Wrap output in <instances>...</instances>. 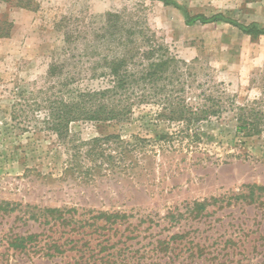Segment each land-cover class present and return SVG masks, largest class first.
Listing matches in <instances>:
<instances>
[{"label":"rangeland","instance_id":"rangeland-1","mask_svg":"<svg viewBox=\"0 0 264 264\" xmlns=\"http://www.w3.org/2000/svg\"><path fill=\"white\" fill-rule=\"evenodd\" d=\"M0 25V127L18 87L43 86L65 50L96 61L124 27L138 47L193 64L198 83L264 106V35L242 30H264V0H0ZM135 120L0 141V264H264V134L242 140L230 115L187 152L157 143L173 128Z\"/></svg>","mask_w":264,"mask_h":264},{"label":"trees","instance_id":"trees-1","mask_svg":"<svg viewBox=\"0 0 264 264\" xmlns=\"http://www.w3.org/2000/svg\"><path fill=\"white\" fill-rule=\"evenodd\" d=\"M22 4L19 1L18 5ZM116 18L110 15L111 21ZM187 18L189 22L202 24L223 20L220 16ZM113 23L110 30L115 31L118 23ZM122 30L119 31L122 34L119 47L109 49L105 55L96 52V61L89 59L88 51L76 57L65 50L63 58L50 65L43 86L38 87L35 82L18 87L13 92L11 124L0 127V141L18 139V134L22 133L52 135L66 141L76 125H127L136 121L137 113L152 127L164 124L167 129L173 128L171 133L162 132L156 137L157 143H165L172 150L194 152L195 147L199 150V145L209 138L207 130L230 115L237 137L242 140L262 137V103L253 101L240 105L223 84L213 80L198 83L193 64L171 56L164 47H138L133 30L126 27ZM242 30L254 36L264 35V30L257 27H242ZM9 32L0 25V38L9 37ZM100 48L96 47L95 51L100 52ZM111 139L119 137L110 135L100 140ZM206 160H209L207 156L200 161ZM258 190L264 191V188ZM195 205L199 210L205 209L203 204ZM1 210L7 211L3 206ZM47 213L54 220H65L58 210H47ZM36 237L17 238L11 246L23 249Z\"/></svg>","mask_w":264,"mask_h":264}]
</instances>
